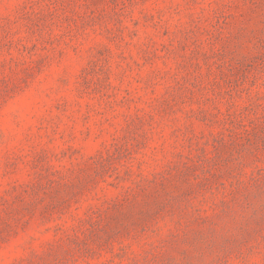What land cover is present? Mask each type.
Returning a JSON list of instances; mask_svg holds the SVG:
<instances>
[{
	"label": "rangeland",
	"instance_id": "rangeland-1",
	"mask_svg": "<svg viewBox=\"0 0 264 264\" xmlns=\"http://www.w3.org/2000/svg\"><path fill=\"white\" fill-rule=\"evenodd\" d=\"M0 264H264V0H0Z\"/></svg>",
	"mask_w": 264,
	"mask_h": 264
}]
</instances>
